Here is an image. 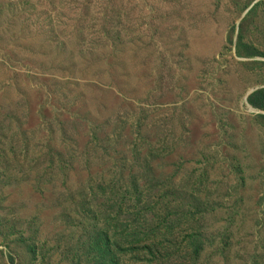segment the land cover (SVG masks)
<instances>
[{"label":"rangeland","instance_id":"374dc122","mask_svg":"<svg viewBox=\"0 0 264 264\" xmlns=\"http://www.w3.org/2000/svg\"><path fill=\"white\" fill-rule=\"evenodd\" d=\"M0 264H264V0H0Z\"/></svg>","mask_w":264,"mask_h":264}]
</instances>
